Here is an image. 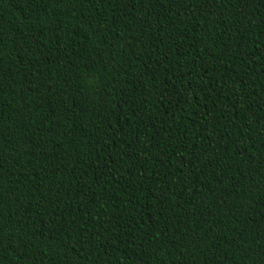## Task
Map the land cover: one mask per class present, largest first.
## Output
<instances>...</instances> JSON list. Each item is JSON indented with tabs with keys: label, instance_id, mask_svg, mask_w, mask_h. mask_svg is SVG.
I'll return each mask as SVG.
<instances>
[{
	"label": "trees",
	"instance_id": "trees-1",
	"mask_svg": "<svg viewBox=\"0 0 264 264\" xmlns=\"http://www.w3.org/2000/svg\"><path fill=\"white\" fill-rule=\"evenodd\" d=\"M0 264H264V0H0Z\"/></svg>",
	"mask_w": 264,
	"mask_h": 264
}]
</instances>
